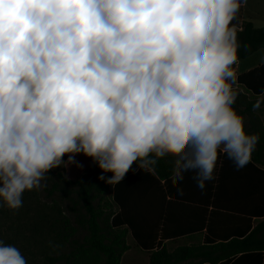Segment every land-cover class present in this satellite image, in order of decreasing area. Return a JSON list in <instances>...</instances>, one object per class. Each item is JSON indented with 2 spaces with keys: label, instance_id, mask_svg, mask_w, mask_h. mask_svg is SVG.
Instances as JSON below:
<instances>
[{
  "label": "clouds",
  "instance_id": "9594fccd",
  "mask_svg": "<svg viewBox=\"0 0 264 264\" xmlns=\"http://www.w3.org/2000/svg\"><path fill=\"white\" fill-rule=\"evenodd\" d=\"M240 6L0 0V206L22 207L26 191L77 154L111 173L112 186L133 164L153 171L165 157L173 183L191 171L201 188L221 153L242 168L260 136L233 107ZM0 264L27 260L0 243Z\"/></svg>",
  "mask_w": 264,
  "mask_h": 264
},
{
  "label": "trees",
  "instance_id": "16d2710c",
  "mask_svg": "<svg viewBox=\"0 0 264 264\" xmlns=\"http://www.w3.org/2000/svg\"><path fill=\"white\" fill-rule=\"evenodd\" d=\"M245 17L248 20L236 30L238 61L264 50V27L255 28L250 15L246 13ZM244 87L254 96L264 91L255 86ZM233 89L237 93L233 107L243 116L246 131L260 136L250 160L238 168V172L248 169L264 175V123L261 120L264 99L260 108L253 110L258 98H249L238 88ZM221 157L224 161L227 159L226 154L222 153ZM63 159L67 162L68 156ZM173 165L172 157L159 160L153 171L140 170L133 164L123 181L112 186L105 182L111 173H102L90 157L77 154L74 163L50 170L45 176L49 184L45 191L49 196L56 193L59 200L66 203V210L57 212L58 217L49 228L45 223L37 228L36 224L29 225L23 217L19 218L18 209L0 206V242L15 246L20 252L28 253L32 247L37 248L40 264H120L122 254L128 249L126 236L129 234L136 247L148 254L147 264H229L236 256L250 257L254 264H261L264 221L253 224L250 216L234 212L211 211L201 243L178 246L172 251L166 249L163 241L177 237L160 227L165 217L171 216L169 213L175 204L169 201L164 204L165 195L161 193L165 187L175 195V187L172 189L171 185ZM101 175L104 180L99 179ZM216 186L218 192L225 190V185L219 186V179ZM110 188L108 199L106 194ZM146 193L150 198L148 195L145 200ZM25 207L23 213L27 214L30 206ZM201 216L204 218V213ZM71 221L76 227L71 226ZM3 225L7 231L2 230ZM80 232L82 234L76 236ZM50 242L59 247L54 250Z\"/></svg>",
  "mask_w": 264,
  "mask_h": 264
},
{
  "label": "crops",
  "instance_id": "0c3cea01",
  "mask_svg": "<svg viewBox=\"0 0 264 264\" xmlns=\"http://www.w3.org/2000/svg\"><path fill=\"white\" fill-rule=\"evenodd\" d=\"M246 13L250 15V22L255 28L264 27V0H241L240 9L232 21L235 30H239L242 23L248 20L245 17ZM234 70L233 88L245 92L249 98L264 99L261 97L264 91L254 96L244 87L247 85L249 88L253 86L257 89L264 88V50H258L247 58L237 61ZM261 120L264 123V114L261 115ZM221 154L213 179L205 180L203 188L198 186L196 173L191 171L185 172L182 179L171 184L172 189L175 187V195L170 194L167 188H162L161 193L165 195L164 204L168 201L175 204L169 213L171 216H166L165 221H161L160 227H163L167 233L177 236L174 240L163 241L165 244L182 241L185 242L183 245L201 243L205 234L204 225L211 211L220 210L250 216L253 224L264 221V175L248 169L238 172L234 162L228 157L224 161ZM217 178L219 186L225 185V190L219 189L218 192ZM148 195L149 193L145 194V200ZM201 208L204 212L200 210ZM202 213L204 218L201 216ZM250 263H253V258L236 256L229 264ZM261 264H264V251H262Z\"/></svg>",
  "mask_w": 264,
  "mask_h": 264
},
{
  "label": "rangeland",
  "instance_id": "374dc122",
  "mask_svg": "<svg viewBox=\"0 0 264 264\" xmlns=\"http://www.w3.org/2000/svg\"><path fill=\"white\" fill-rule=\"evenodd\" d=\"M60 167L52 169L53 171L59 170ZM49 184L46 183V179L44 178L41 181V187L38 189H34L32 191H26L22 197V208L18 209L20 215L19 218H22L29 222V225L36 224L38 228L42 223H45L47 228L50 227L51 223H53L54 218H57V212L61 210H66V203L61 202L57 196V194H53L49 196L45 191V188H48ZM111 197V188L106 194V198L110 199ZM29 205V212L27 214L23 213L25 211V206ZM2 218V216H0ZM71 226L76 227L75 224L71 221ZM2 230L7 231L6 226L3 225ZM28 235V232L26 233ZM35 234V233H34ZM82 234L81 232L76 236ZM9 235H12V233ZM39 231L35 234L36 239L38 238ZM24 238V237H22ZM25 240L30 238H24ZM35 239V238H34ZM1 243V242H0ZM185 242H177V243H167L166 249L169 251L174 250L178 246H183ZM126 245L128 249L122 254L120 264H147L148 263V254L142 252L138 247H136L134 241L128 235L126 237ZM22 255L27 260V264H40V259L38 255V250L35 247H32L30 251L21 252Z\"/></svg>",
  "mask_w": 264,
  "mask_h": 264
}]
</instances>
